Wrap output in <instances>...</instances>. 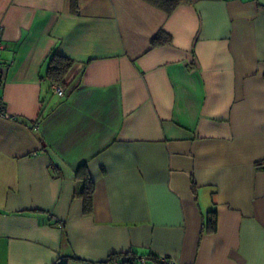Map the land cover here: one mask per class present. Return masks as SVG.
Segmentation results:
<instances>
[{
    "label": "crops",
    "instance_id": "crops-1",
    "mask_svg": "<svg viewBox=\"0 0 264 264\" xmlns=\"http://www.w3.org/2000/svg\"><path fill=\"white\" fill-rule=\"evenodd\" d=\"M0 27V264H264V0H0Z\"/></svg>",
    "mask_w": 264,
    "mask_h": 264
},
{
    "label": "trees",
    "instance_id": "trees-1",
    "mask_svg": "<svg viewBox=\"0 0 264 264\" xmlns=\"http://www.w3.org/2000/svg\"><path fill=\"white\" fill-rule=\"evenodd\" d=\"M154 7L162 10L167 15H170L181 3H190L191 0H143ZM172 39L170 34L166 33L164 30L160 29L151 39V47L163 46L171 44ZM73 60L56 54L54 51L48 56L45 63V73L42 78L48 82V87L51 84H59L65 91L66 94V82L65 78L69 73L71 67L73 66ZM64 94V95H65ZM53 96V95H52ZM48 97L51 99V97ZM42 106L39 111L37 120L43 119L53 108V105H49V101H45L41 97ZM59 102V101H57ZM56 102V103H57ZM76 177L81 180L82 186L78 191L73 192V196H80L83 200V210L84 212H90L92 210V198L94 192V183L89 177L85 170V164L80 165L76 170ZM204 230L206 232H214L216 230V214L215 211H210L204 218L203 224ZM140 257H147L143 255H138L136 252H125L111 254L106 261H117L120 264H140L138 259Z\"/></svg>",
    "mask_w": 264,
    "mask_h": 264
},
{
    "label": "built area",
    "instance_id": "built-area-1",
    "mask_svg": "<svg viewBox=\"0 0 264 264\" xmlns=\"http://www.w3.org/2000/svg\"><path fill=\"white\" fill-rule=\"evenodd\" d=\"M5 48H6V44H5V40L3 38L2 28L0 27V59H1V52ZM3 73H4V71H3L2 65L0 63V85L2 83ZM51 89H52V92L58 96H64V94H65L64 89L59 84H56V83L51 84ZM3 108H4V101H3V98L0 96V115L5 114ZM159 260L162 264H176L174 261H171L165 257L159 258ZM138 261L140 264H144L146 261V258L140 257L138 259ZM103 264H120V263L114 260V261H105Z\"/></svg>",
    "mask_w": 264,
    "mask_h": 264
}]
</instances>
